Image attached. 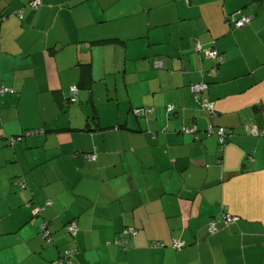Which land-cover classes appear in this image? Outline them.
Instances as JSON below:
<instances>
[{
    "label": "crops",
    "instance_id": "1",
    "mask_svg": "<svg viewBox=\"0 0 264 264\" xmlns=\"http://www.w3.org/2000/svg\"><path fill=\"white\" fill-rule=\"evenodd\" d=\"M0 82V264H264V0H0Z\"/></svg>",
    "mask_w": 264,
    "mask_h": 264
},
{
    "label": "built area",
    "instance_id": "2",
    "mask_svg": "<svg viewBox=\"0 0 264 264\" xmlns=\"http://www.w3.org/2000/svg\"><path fill=\"white\" fill-rule=\"evenodd\" d=\"M40 3H41V0H31V5L34 7H37ZM227 19L233 24V26L235 28H242L251 22V16H240V15H237V12L228 14ZM195 47L197 50H201V46L198 42H196ZM204 51H205V56L207 58L219 59V54L215 48L214 49L207 48ZM159 64H160V62L156 63V65H159ZM206 84L207 83H205L203 81L191 82L189 84V90H190V93L192 95L193 100L200 105L202 110L205 112V114L210 119L211 117H213V115L215 113V103L213 101L208 100L207 98H205L203 96V90L206 88V86H207ZM76 88H77L76 85H73L70 88L71 99L74 98ZM12 91L13 90L11 88L6 86L4 83L0 82V94H3L5 92H12ZM173 109H174L173 104H169L166 106V111L168 113L170 111H172ZM148 110L151 111V109H148ZM135 111L139 112V110H135ZM185 131H188L191 133L196 132L194 127L190 128V129L185 128ZM205 131L208 134H216L217 135V141L219 144V148H221L225 144L226 139L229 136V130H227L223 126L212 125L210 120H209V123H208ZM43 133H44V130L39 128V129L27 130L24 132V135H39V134H43ZM251 134L258 136V135H262L263 131L257 130L256 127H251ZM19 139H20L19 136L8 138L10 144H14ZM85 156L89 160H94L96 158V154H94V153H89V154L87 153V154H85ZM38 209L34 210L35 214L37 213ZM224 216H225L226 224H230L231 222L234 221L233 216H231L230 214L226 213V214H224ZM41 228L43 230L44 235L48 236V232L46 231L45 226L42 225ZM67 228H68V230H73L74 228H76V225H75V223L71 222L67 225ZM208 231L210 234H214L217 231V228L215 227L214 221L209 222ZM135 233H136V230L133 227H126V228H124V230H122V235L119 238H115L113 240V243L120 245L123 248H125L126 244H127V236L134 235ZM157 245L162 246L161 243H158ZM73 253H74V250H69L66 254V259L68 260V264H71V262L69 261V257ZM62 263H63V261L58 259L56 261H53L51 264H62Z\"/></svg>",
    "mask_w": 264,
    "mask_h": 264
},
{
    "label": "trees",
    "instance_id": "3",
    "mask_svg": "<svg viewBox=\"0 0 264 264\" xmlns=\"http://www.w3.org/2000/svg\"><path fill=\"white\" fill-rule=\"evenodd\" d=\"M227 21L229 22V20L227 19ZM233 25V24H232ZM234 27V26H233ZM113 40H115L114 38H112V39H109V41H113ZM97 42H99V41H97ZM68 99H70V100H73V99H71V94H70V96H69V98ZM42 129V128H41ZM44 130V129H43ZM43 134H45V130H44V133ZM20 137V136H19ZM89 153H94V154H96V152L95 151H92V152H89ZM88 153V154H89ZM87 154V153H86Z\"/></svg>",
    "mask_w": 264,
    "mask_h": 264
}]
</instances>
